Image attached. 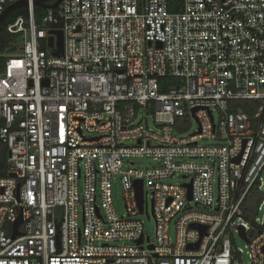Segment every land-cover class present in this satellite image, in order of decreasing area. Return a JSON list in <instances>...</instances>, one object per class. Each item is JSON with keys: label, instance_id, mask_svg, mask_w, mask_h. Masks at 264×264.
Instances as JSON below:
<instances>
[{"label": "built area", "instance_id": "obj_1", "mask_svg": "<svg viewBox=\"0 0 264 264\" xmlns=\"http://www.w3.org/2000/svg\"><path fill=\"white\" fill-rule=\"evenodd\" d=\"M171 1L62 0L38 24L29 0L7 26L0 264H264V0Z\"/></svg>", "mask_w": 264, "mask_h": 264}, {"label": "trees", "instance_id": "obj_2", "mask_svg": "<svg viewBox=\"0 0 264 264\" xmlns=\"http://www.w3.org/2000/svg\"><path fill=\"white\" fill-rule=\"evenodd\" d=\"M179 0H172L170 2V9L172 11H176L178 8H180ZM52 3V2H51ZM47 14V10L39 7L34 6V15L35 20L38 24L42 22L43 17ZM24 16L26 18L29 17V11L27 7L24 8H18L15 9L10 15L0 24V49L3 52L13 53L16 52L18 49L16 48V44L19 45V43L22 41V35L20 33L18 34H11L7 31V26L11 24L16 18ZM45 44L43 45V48H45ZM170 80V78H163L162 84H165V81ZM174 84V80H171V84ZM163 91H166V86L163 87ZM252 101L247 100H241L237 101L231 104V110H236L237 107H240L242 109L247 110L248 112H251L250 106L252 105ZM257 200V195L254 191H252L251 195L248 198L249 204H254Z\"/></svg>", "mask_w": 264, "mask_h": 264}, {"label": "water", "instance_id": "obj_3", "mask_svg": "<svg viewBox=\"0 0 264 264\" xmlns=\"http://www.w3.org/2000/svg\"><path fill=\"white\" fill-rule=\"evenodd\" d=\"M49 1H52V3H49ZM62 2V0H33V6H39V7H42L46 10L48 9H55L57 8L60 3ZM29 5V0H19V1H16V2H13L11 3L10 5H8L6 7V9L4 10V12L1 14L0 16V24L10 15V13H12L15 9H18V8H24V7H27ZM51 33L55 34L57 36V45H58V49L56 50H53L54 48V43H55V37L54 36H51L49 37V48L52 50V53L54 55H59L60 53H62L63 51V46H64V38H63V32L62 31H52ZM191 186L189 185V188ZM138 191H139V194H140V199L142 197V193H143V190H142V184L140 182V185L138 186ZM21 222V220H19L17 223H16V226L15 228L17 229L19 223ZM18 234V232L16 231L15 232V236ZM242 236L243 238L246 239L245 237V234L244 232L242 231ZM140 242H142L140 240ZM156 256V255H155Z\"/></svg>", "mask_w": 264, "mask_h": 264}, {"label": "rangeland", "instance_id": "obj_4", "mask_svg": "<svg viewBox=\"0 0 264 264\" xmlns=\"http://www.w3.org/2000/svg\"><path fill=\"white\" fill-rule=\"evenodd\" d=\"M15 46L18 49L19 45L16 44ZM143 118H144V120L148 119V121L150 123H152V118L149 117L147 113H144V117ZM196 129H197L196 121L192 120L191 126L188 129L187 133H193ZM187 133H184V135L187 134ZM181 135H183V133ZM128 144H132V142H128ZM139 163H141L143 165H151L152 164V159L146 158L144 160H138V164ZM170 181L172 183L185 182L181 177L172 178ZM114 203H115V206H116V209H117L118 213L120 215H123L125 213V206H124V199H123V190H122V188L120 186H115L114 187ZM154 228H155V226H154L153 220H150V221L146 220V229H147L148 233L151 235L152 240H154ZM238 244H239V246L241 248L244 249L245 252L248 250L247 247H246L245 242L242 239L238 238ZM244 258H245L246 262H250L247 253H244Z\"/></svg>", "mask_w": 264, "mask_h": 264}, {"label": "flooded vegetation", "instance_id": "obj_5", "mask_svg": "<svg viewBox=\"0 0 264 264\" xmlns=\"http://www.w3.org/2000/svg\"><path fill=\"white\" fill-rule=\"evenodd\" d=\"M52 1H49V3H51Z\"/></svg>", "mask_w": 264, "mask_h": 264}]
</instances>
